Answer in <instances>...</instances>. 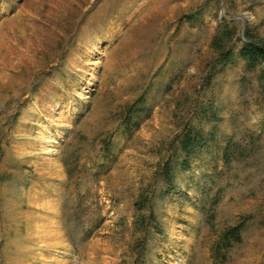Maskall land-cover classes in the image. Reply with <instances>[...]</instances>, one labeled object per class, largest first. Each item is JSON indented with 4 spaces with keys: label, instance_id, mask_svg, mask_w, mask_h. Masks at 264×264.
Here are the masks:
<instances>
[{
    "label": "rangeland",
    "instance_id": "374dc122",
    "mask_svg": "<svg viewBox=\"0 0 264 264\" xmlns=\"http://www.w3.org/2000/svg\"><path fill=\"white\" fill-rule=\"evenodd\" d=\"M223 19L264 35V0H0V264H264V92L239 43L217 64ZM186 121L213 136L164 193Z\"/></svg>",
    "mask_w": 264,
    "mask_h": 264
},
{
    "label": "trees",
    "instance_id": "16d2710c",
    "mask_svg": "<svg viewBox=\"0 0 264 264\" xmlns=\"http://www.w3.org/2000/svg\"><path fill=\"white\" fill-rule=\"evenodd\" d=\"M239 28L234 21H220L210 39V46L216 52V62L224 66L231 62L234 58V50L239 43L237 49L238 56L244 62L245 70L254 71L258 90L264 92V35L255 33L250 26L244 25L241 28V34L238 35ZM141 99L137 100V104L128 106L120 117V123L125 130L129 131L133 125L138 126L139 117L144 112V108L140 106ZM209 111L202 109L200 113L195 111L198 118H209ZM214 115H212L213 117ZM213 136V131H204L197 125H192L189 122L182 124L181 129L175 135L169 148L165 160L162 162L159 169V174L164 186V193H169L175 188V177L177 170H187L190 167L192 160L198 157L204 149L207 148ZM107 147V146H106ZM231 138H228L223 149L222 159L228 161L231 153L234 151L231 148ZM231 149V151H230ZM152 200L150 196L144 197L143 194L135 201L138 210H141L146 205L147 216L138 214L135 218V227L147 232V222L154 219L152 211ZM155 226H158L154 222ZM242 223H237L223 229L212 246V256L214 258L225 260V250L229 249L234 243L241 240ZM132 264H140L134 261Z\"/></svg>",
    "mask_w": 264,
    "mask_h": 264
},
{
    "label": "water",
    "instance_id": "95a60500",
    "mask_svg": "<svg viewBox=\"0 0 264 264\" xmlns=\"http://www.w3.org/2000/svg\"><path fill=\"white\" fill-rule=\"evenodd\" d=\"M222 10H223V8H222Z\"/></svg>",
    "mask_w": 264,
    "mask_h": 264
}]
</instances>
